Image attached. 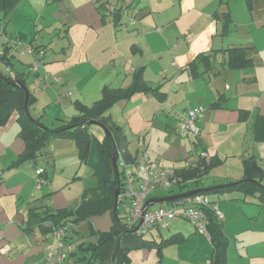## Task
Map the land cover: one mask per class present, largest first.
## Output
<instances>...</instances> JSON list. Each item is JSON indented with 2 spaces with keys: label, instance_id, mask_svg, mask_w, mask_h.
<instances>
[{
  "label": "crops",
  "instance_id": "crops-1",
  "mask_svg": "<svg viewBox=\"0 0 264 264\" xmlns=\"http://www.w3.org/2000/svg\"><path fill=\"white\" fill-rule=\"evenodd\" d=\"M63 1L66 0L52 2L61 4L59 11L66 10V16L59 19L70 47L65 52L60 49L47 54L44 47L37 45L43 50L42 64L31 73L38 80L41 89L38 91L45 94L46 99L42 105L36 107L34 103L30 108L32 118L41 115L37 118L50 128L66 125L76 115L74 102L90 106L100 99L103 88L125 89L131 85L133 75L140 72L148 85L158 88L156 93H136L128 100L113 104L107 114L110 123L121 127L126 137L124 154L128 161L119 151L116 165L122 184L126 167L139 164L143 159L174 170L195 167L203 161L208 173L202 178L201 191L229 182L234 186L243 178V161L248 158H253L264 169V0H116L119 6L108 2L107 7H124L119 20L110 14L102 16V3L96 6L99 0H74L72 7H64ZM15 13L10 17L11 23ZM226 13L229 23L223 33ZM124 15L126 22L122 21ZM2 18L5 17L0 15ZM18 34L24 35L25 41L32 40V36L21 31H12L14 37L7 40L4 29L1 44L14 42ZM13 46L0 48V55L3 49L9 50L7 58L12 64L14 54L20 50ZM235 47L251 48L250 66L228 67L224 50ZM201 53L211 55L212 68L205 69L203 64H198L194 71L200 75L193 78L190 64ZM32 58L36 60L33 55ZM18 62L26 64L21 58ZM0 65L4 69L1 61ZM17 69L22 71L23 67ZM13 71H16L14 66ZM19 73L28 75L30 72ZM68 85L77 97L71 105L61 103L59 98L60 91L71 96ZM27 88L29 90L28 85ZM32 95L37 102V97ZM214 102L215 107L211 106ZM196 107L202 108L197 119L199 135L173 138L180 117ZM18 132L15 115L0 127V264H48L46 246L54 241L51 233L41 228L34 227L30 234L24 231L29 210L73 211L79 206L84 190L94 188L98 179L93 168L80 160L74 139L61 137L52 140L46 148L49 157H46L45 167L40 165L45 169L48 184L36 189L32 163L10 168L24 149ZM160 135L164 137L158 145L162 149L156 156H150L152 136L159 140ZM196 146L201 147L200 152L193 151L197 150ZM139 151H143L141 160ZM72 153L75 157L77 154L78 161L74 163L75 173L69 182L67 177L58 175L60 168L55 160L71 157ZM51 167L52 172H48ZM169 190L155 188L145 205L155 199L174 196L177 199L190 193L183 191L169 196L166 193ZM236 192L239 195L217 194L215 199L211 198L212 194L207 195L222 215L220 221L227 240L226 264H240L246 260L244 255L255 259L249 264H264V208L253 197ZM230 198L236 200L227 201ZM175 199L148 205L146 209L169 206ZM234 201H239L238 205ZM118 207L121 210L117 202ZM110 216L112 223L108 222V227H97L96 231H108L112 227L113 216ZM168 225L169 228L171 224ZM162 231L151 230V238L163 239ZM168 231L170 235L180 233L185 240L182 244L165 247L161 258L155 257L156 264H210L213 249L206 238L187 226ZM201 239L208 244L207 248H200ZM190 244L191 247L186 248ZM140 250L145 260L155 252ZM62 264L75 263L68 258Z\"/></svg>",
  "mask_w": 264,
  "mask_h": 264
},
{
  "label": "trees",
  "instance_id": "trees-1",
  "mask_svg": "<svg viewBox=\"0 0 264 264\" xmlns=\"http://www.w3.org/2000/svg\"><path fill=\"white\" fill-rule=\"evenodd\" d=\"M20 1L21 0H0V15L2 17L9 16ZM52 1L60 2L62 0ZM107 3L108 2L102 3L101 7L109 9V14L116 20H119L124 11V7H107L109 4ZM110 8L113 10H110ZM223 23L224 33L227 31L229 23V15L227 13L224 14ZM15 38L13 47L16 46L17 41L21 42V39H24L23 44L26 43L24 35H17ZM29 42V45L33 47V57L36 59L39 58L42 63L43 50L38 46L34 47L35 44L32 45V40H29ZM249 49L251 48L235 47L224 50L228 57V67L245 68L250 66L251 59L248 57V55H250ZM7 50V48L3 49V51H1L2 55H0V61L4 67V72L0 71V127L7 124L9 119L15 115L19 126L18 136L24 143L22 154L10 168H16L25 162H30L35 168L34 172L39 167L44 169L43 166H38L37 163L38 160L49 157L50 153L46 151V148L50 142L56 138L70 137L75 141L80 160L93 168L98 179L94 188L84 190L81 195L79 206L73 211L46 208L29 210L26 227L23 228L27 234H30L31 229L34 227L41 228L42 231L46 233H51L52 227L64 225L67 226V237L65 240L69 246V240L72 234L77 233L76 226L80 222L109 212L113 216L112 227L108 231H96V242L94 244L79 245L75 253H68V258H74L75 264H82V262H84V264H130V253L134 250L146 249L155 251L157 258L160 259L165 247L182 244L185 240L180 233H172L169 237L159 240L156 238L146 239L144 238V233L148 231L154 229L159 232L161 230L168 231V224L175 221H185L193 228L194 232L197 233L186 219L165 221L163 224H158L146 232L140 233L136 225H132L128 222L127 216L123 213V216L119 215V207L116 208L115 215L113 212L114 195L117 188L113 159H115V163L118 165L119 151L123 152L122 157L127 161L128 156L124 154L127 145L125 134L122 132L121 127L110 123L107 114L113 104L128 100L136 93H156L158 90L157 87L148 85L141 78L140 72H137L133 75V80L129 87L125 89L105 87L101 92L100 99L90 106H86L81 102H74L76 115L72 120L66 125L50 128L39 118L34 119L30 116V108L34 105L36 99L27 88L28 75L13 71L11 59L7 58L9 51ZM210 58L211 55L203 53L195 58L190 64L191 76L193 78L200 75V73L194 71L195 66H198V64H203L205 69L212 68ZM31 65L32 63L29 64V72ZM19 85L22 87H19ZM25 92L28 93L27 97ZM211 106L215 107L216 103L214 102ZM197 108L201 107H196L194 109ZM26 110H28V113ZM91 122L105 126L110 135L104 136L102 140H98L89 131L90 126H92ZM198 135H196V137ZM200 163L201 164L195 167L188 166L187 168L174 170L176 174L175 184H173V187L166 193L170 196L177 192V194H181L183 191H189L190 193L183 198L203 195L208 199L207 195L236 190L244 197H253L254 201H256L260 207L264 208V169H262L253 158H248L243 161L244 176L241 180L237 181L234 186L229 182L210 186L203 191H201V189L204 188L201 187V181L203 176L208 173V168L203 164V161ZM118 172V182L119 185L122 186L119 168ZM190 184H193L194 187H191ZM180 198L181 196L177 197L175 200ZM205 214L207 222L206 231L210 237V240L207 241L213 249L210 264H226L227 240L223 232L222 222L220 221L222 218L220 219L210 210H205ZM122 219H125V222H123ZM78 255L80 257H78Z\"/></svg>",
  "mask_w": 264,
  "mask_h": 264
},
{
  "label": "rangeland",
  "instance_id": "rangeland-1",
  "mask_svg": "<svg viewBox=\"0 0 264 264\" xmlns=\"http://www.w3.org/2000/svg\"><path fill=\"white\" fill-rule=\"evenodd\" d=\"M74 0H66L63 1V5L64 7H72V3ZM126 1H133V0H126ZM103 2H110V4L112 5H118L119 3L116 0H99L98 2H96V6H98L100 3ZM126 3V2H125ZM61 4H56L53 3L52 0H21L20 3L18 4L17 8L15 11H17L15 13V11H13L8 17L2 18V20L0 21V35H1V31L2 30H6V35H7V40H10L12 37V31H21L24 34H28L30 36H32V45L35 44L34 47H36L38 44H40L42 47H44V50L47 54L51 53V52H59L60 49L63 50L64 52L67 51V49L70 47L69 44H67L66 41V34L64 31V26L62 25L61 21L59 18H63L66 16V10L64 11H59L58 6ZM119 6V5H118ZM132 11V10H131ZM128 13H130V11H127ZM133 12V11H132ZM15 13L14 16V20L12 21V23L10 22V17H13V14ZM101 14L102 16H106L107 14H109V9H102L101 10ZM106 20H108V17L106 18ZM122 21H127L126 16L124 15ZM15 30V31H14ZM19 35V34H18ZM6 38H3V40ZM2 40L0 37V48H2L4 45H13L14 42L13 41H8L4 44H1ZM25 43V42H24ZM25 44H30V42L27 40ZM22 48H24L25 45H21ZM39 47V46H38ZM93 53V52H92ZM15 58H13V66L14 69L16 71H19L17 68L18 67H23L22 71L19 72H25L28 73L29 72V66H28V62L30 59L29 64L32 63V55L30 54H21L20 50H18L15 54ZM26 55V56H24ZM20 58L23 62H25V65H22L21 63H19L18 61H20ZM28 66V68H27ZM4 70L1 65H0V71ZM31 72H34L30 69ZM100 75V74H99ZM95 80V79H93ZM92 80V81H93ZM27 85L29 87V91L31 94H34L37 97V102H35L36 107H38V105H42L43 102L46 99V95L45 94H40L41 90L40 87L38 86L37 82L38 80L34 77L33 73H28V77H27ZM40 82V81H39ZM60 84V83H59ZM47 86V85H45ZM51 86V85H50ZM60 86L62 87V83L60 84ZM57 87H59V85H57ZM46 90V89H45ZM67 90L71 92V96H67L65 91H60V102L61 103H68L69 105H71V102L74 101L77 97H75L76 93L75 90L72 89L69 85L67 86ZM38 91V92H37ZM59 105V103H57ZM30 112H32L30 110ZM49 113V111H48ZM37 116L41 117V115H35V118H37ZM94 134L95 136L99 139L102 140L103 136H104V132L102 131V129H100V127L96 126V125H92L89 128ZM194 135H189L190 137H193ZM153 139L150 143V147L148 150L149 155H153L156 156L157 152H159L162 147L158 146L159 143L163 142V135L159 136V140L156 139V136H152ZM166 140L168 141V137H166ZM197 150H193L196 152H200L201 151V147H197ZM69 151V150H68ZM60 153H58L57 155L59 156ZM142 152H138V156H141L140 160L142 159ZM56 155V156H57ZM76 157L74 156V154H71V157H67L66 159H63L62 157H58L55 160V165H58V167L60 168L59 170H57L58 175H61L63 177H67L68 181H72V176L75 173V167L76 164H74L75 162L78 161L77 158V154H75ZM45 161L46 159H40L38 160L37 165L39 166L40 164H42L45 167ZM180 166V165H178ZM50 169V170H49ZM48 172H52L51 170L53 169V167L49 168ZM34 171V170H33ZM53 173H51V177L52 178ZM33 179H34V186L36 189H40L41 187L45 186L48 184V180L46 178V182L44 184H41L40 186L36 185V173L34 172L33 174ZM59 178H57L55 180V183L58 181ZM75 182V180H74ZM73 182V183H74ZM71 183V184H73ZM203 184V182H202ZM178 193V192H177ZM183 193V192H182ZM226 193V194H224ZM224 193H220L221 195H227L228 193L230 195L237 193L236 191L234 192H224ZM220 194H218V196H220ZM237 195H239V193H237ZM217 196V194H212L211 198L215 199ZM236 199L230 198L227 201H233ZM239 201H234L233 203L238 205ZM232 204V203H231ZM119 210V209H118ZM120 216H123V214L121 213V210L118 211ZM119 216V217H120ZM123 222H125V219H122ZM108 222L112 223V218L110 216V214L105 213L102 216H96V217H91L86 219V221L80 222V224L78 226H76V230L77 233L72 234L70 240H69V246H70V253H75L78 250V246L79 245H86V244H94L96 242V229L98 228H102L104 226L108 227ZM170 227L169 229L171 231L176 230V228L181 227V226H187V227H191L189 224H187L185 221H181V222H172L170 223ZM189 225V226H188ZM110 226V225H109ZM140 233H143L142 231H140ZM162 238H167L170 236L169 231H165L163 230L161 233ZM144 238L146 239H150L151 238V233L150 231L144 233ZM156 239H160L159 236L155 237ZM193 242V240H191ZM191 244L186 246V248H190ZM203 247H208V244L201 239V244H200V248ZM232 247L234 249V242L232 244ZM142 250H134L131 252V264H156V253H150V258L148 260L144 259V254H142L141 252ZM251 254V253H250ZM187 254H185V257ZM253 255V254H251ZM250 255V256H251ZM255 256V255H253ZM78 257H80L78 255ZM244 257L246 258L243 259L241 261L240 264H249V261H254L255 259L253 257H248L247 255H244ZM70 260L74 261V258H69ZM77 264H81V263H77ZM82 264H84V262H82Z\"/></svg>",
  "mask_w": 264,
  "mask_h": 264
},
{
  "label": "built area",
  "instance_id": "built-area-1",
  "mask_svg": "<svg viewBox=\"0 0 264 264\" xmlns=\"http://www.w3.org/2000/svg\"><path fill=\"white\" fill-rule=\"evenodd\" d=\"M110 10L113 9L110 8ZM21 45H25L24 48ZM16 48L20 49L21 54L32 55L33 53V47L29 44H23L22 41H17ZM41 64L40 59H34L30 69L35 72ZM161 77H164V72L161 73ZM201 112L202 109L197 108L181 116L173 138L198 135L199 128L196 125V121ZM35 173L37 176L36 185L40 186L44 184L46 182L45 170L39 167L35 170ZM175 181L176 174L174 169L163 168L149 160L143 159L139 164L126 167L123 184L120 186L117 198L122 213L127 216L130 224L137 226L139 232H146L158 224H163L165 221L186 219L198 234L204 236L209 241L210 237L206 231L205 210L212 211L220 219L222 215L217 210V207L210 203L203 195L180 198L174 200L169 206L153 210L146 209L144 211L145 200L155 188L171 189ZM66 227L64 225L52 227L51 236L54 242L46 246V260L48 264H62L68 259L69 246L65 240L67 237Z\"/></svg>",
  "mask_w": 264,
  "mask_h": 264
},
{
  "label": "water",
  "instance_id": "water-1",
  "mask_svg": "<svg viewBox=\"0 0 264 264\" xmlns=\"http://www.w3.org/2000/svg\"><path fill=\"white\" fill-rule=\"evenodd\" d=\"M15 86H18V85H15ZM19 87H22V86L19 85ZM25 94H26V97H27L28 93L25 92ZM26 111L28 113V110H26ZM91 124L100 127L102 129V131L105 133V136H109L110 135V133L108 132V129L105 126H103V125H101L99 123H95V122H91ZM113 167H114V172H115V178H116V181H117V188H116L115 195H114V200L115 201H114V209H113V212H114V215H115L116 214V206H117V198H118V194H119V182H118L119 181V176H118V170H117V166H116V163H115V159H113ZM186 195H188V194H183L181 196H186ZM175 198H176V196L168 197V198H162V199H155L152 202L147 203L144 206V211L146 210L148 205H152V204H155V203L168 202V201H170L172 199H175Z\"/></svg>",
  "mask_w": 264,
  "mask_h": 264
}]
</instances>
